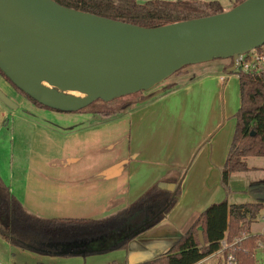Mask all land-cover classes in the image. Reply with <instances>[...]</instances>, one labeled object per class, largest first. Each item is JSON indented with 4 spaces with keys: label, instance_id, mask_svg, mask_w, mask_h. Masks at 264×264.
Segmentation results:
<instances>
[{
    "label": "crops",
    "instance_id": "1",
    "mask_svg": "<svg viewBox=\"0 0 264 264\" xmlns=\"http://www.w3.org/2000/svg\"><path fill=\"white\" fill-rule=\"evenodd\" d=\"M228 62L205 63L170 90L156 86L116 116L80 113L56 122L20 109L22 101L12 111L0 101V176L25 210L43 219H101L128 207L153 185L179 187L161 221L121 249L102 250L109 255L106 264L160 256L210 204H264V193L256 192L264 188V174L254 175L264 172L257 164L264 156L247 157L249 169L230 174V192L220 183L234 133L233 102L239 98L234 96L237 74L224 70ZM263 208L244 236L264 234L251 228ZM119 236L114 232L102 240L112 243ZM224 254L218 250L195 264H224Z\"/></svg>",
    "mask_w": 264,
    "mask_h": 264
},
{
    "label": "water",
    "instance_id": "2",
    "mask_svg": "<svg viewBox=\"0 0 264 264\" xmlns=\"http://www.w3.org/2000/svg\"><path fill=\"white\" fill-rule=\"evenodd\" d=\"M263 45L264 0L157 27L54 0H0V72L35 102L62 112L147 92L188 65L232 59L234 71L239 55ZM0 101L18 107L2 89Z\"/></svg>",
    "mask_w": 264,
    "mask_h": 264
},
{
    "label": "trees",
    "instance_id": "3",
    "mask_svg": "<svg viewBox=\"0 0 264 264\" xmlns=\"http://www.w3.org/2000/svg\"><path fill=\"white\" fill-rule=\"evenodd\" d=\"M54 1L69 8L142 27H157L224 11L218 0H146L142 3L137 0ZM242 1L244 0H231V7ZM256 50L262 51L261 47ZM228 60L224 70L233 64L232 59ZM185 67L173 75L181 74ZM231 73L238 76L240 107L235 114L236 124L231 145L220 172V183L226 192H230L228 183L230 174L249 169L245 161L247 157L264 156V72L249 73L238 67ZM0 74L4 76L1 72ZM4 78L19 93L29 98L5 76ZM173 87L172 85L168 88L170 90ZM121 99L124 97L108 102L98 99L110 110L99 109L100 111L94 112L103 116L123 113L131 107V103ZM88 106L79 111H86ZM256 192L264 193V188L259 187ZM178 193L179 187L167 190L153 185L128 207L109 217L43 219L26 211L0 176V237L9 244L23 249L55 256H74L80 251L65 250L63 245L77 239H103L116 232L120 233L118 240L108 246L105 245L101 250L121 249L129 240L161 221L175 204ZM263 207L264 204L258 202L235 205L222 200L212 203L197 216L170 250L138 264H195L220 250L222 240H226L227 243L237 240L224 252H232L239 264H256L254 250L258 241H264V234L244 235L248 234L251 221ZM200 230L203 243L199 241Z\"/></svg>",
    "mask_w": 264,
    "mask_h": 264
},
{
    "label": "rangeland",
    "instance_id": "4",
    "mask_svg": "<svg viewBox=\"0 0 264 264\" xmlns=\"http://www.w3.org/2000/svg\"><path fill=\"white\" fill-rule=\"evenodd\" d=\"M138 2L142 3L146 0H137ZM192 1V0H191ZM202 1H210V0H202ZM222 6L225 7V9L231 8V0H218ZM261 50L264 53V45L261 47ZM217 60V59H215ZM220 61V60H219ZM218 61V62H219ZM212 62V61H209ZM209 62H206V64H210ZM205 63H199V64H193L186 66L181 73L185 74L183 75H172L169 78H167L162 85H157L159 87H170L172 85L181 83L186 81L192 76L197 75L198 68H203L202 66ZM264 71V68H263ZM234 80H236L234 78ZM0 89H2L12 100L18 105L21 101L25 104H19L20 109H27L30 114H43L48 119L52 121H56L57 117L65 116V115H77L80 113H92L97 114L94 112V110L100 111V110H110L109 108H106L104 105H102V102L99 100H96L92 102L88 108L82 111H76V112H62L50 108H46L43 106H38L34 102H32L29 98L24 96L23 94L19 93L5 78L0 74ZM236 91V90H235ZM144 92H136L130 95L123 96L125 102H130L131 105H135L138 101H140L143 97L142 94ZM236 93V92H235ZM234 96L239 97L234 102L233 105L235 107L234 112L232 113L231 120H233V131L235 129L236 124V118L235 114L238 111L240 107V90H239V84L237 87V94ZM118 99V98H116ZM123 101V102H124ZM100 109V110H99ZM10 111L16 110V109H9ZM18 110V109H17ZM93 111V112H92ZM116 116V115H112ZM5 152L4 154L9 153V146L6 144L4 146ZM264 158V157H263ZM258 158L257 164L260 167H264V159ZM263 175L264 172H255L254 175ZM264 215V208L260 212V214L257 216V219L255 222H253L251 228L252 232H260L264 230V219H262V216ZM110 241L108 239L102 240L101 238L98 239H87V240H75L72 242H68L65 245H63L65 250H79L80 253L78 255L74 256H55L52 254L40 252V251H34L30 249H21L18 247L10 246L9 243H7L5 240H3L0 237V264H106L105 259L109 256L107 252L102 251L101 248L105 245H108ZM103 245V246H102ZM91 250V251H90ZM93 250V251H92ZM254 259L257 264H264V251L262 248L257 247L254 250ZM224 260V258H223Z\"/></svg>",
    "mask_w": 264,
    "mask_h": 264
},
{
    "label": "built area",
    "instance_id": "5",
    "mask_svg": "<svg viewBox=\"0 0 264 264\" xmlns=\"http://www.w3.org/2000/svg\"><path fill=\"white\" fill-rule=\"evenodd\" d=\"M242 71L249 73H260L264 72V53L263 51H257L256 49L251 50L245 54H241L238 57V66ZM237 240H234L232 243H227L225 240H222L220 250H226V248L235 244ZM257 247H260L264 251V241H258ZM224 264H239L232 254V252L228 251L224 254Z\"/></svg>",
    "mask_w": 264,
    "mask_h": 264
}]
</instances>
